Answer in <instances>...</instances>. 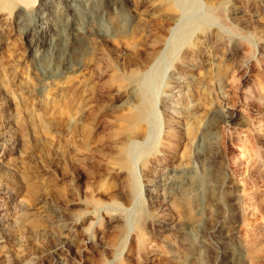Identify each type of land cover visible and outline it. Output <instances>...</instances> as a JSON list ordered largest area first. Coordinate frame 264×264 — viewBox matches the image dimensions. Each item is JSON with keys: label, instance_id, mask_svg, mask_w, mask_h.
Instances as JSON below:
<instances>
[{"label": "rangeland", "instance_id": "1", "mask_svg": "<svg viewBox=\"0 0 264 264\" xmlns=\"http://www.w3.org/2000/svg\"><path fill=\"white\" fill-rule=\"evenodd\" d=\"M129 7L134 17L93 44L83 72L55 84L36 80L18 37L0 47V141L10 139L0 142V264H176L178 239L149 221L146 188L178 153L189 155L188 135L203 132L206 140L215 129L244 150L239 157H251L238 176L223 162L218 179L228 173L250 189L248 235L264 240V152L249 148L236 120L225 121L234 114L264 121L253 101L264 86V0H129ZM7 33L0 23V42ZM197 102L199 126L182 129ZM142 104L148 115L137 122ZM223 191L229 226L235 214L230 189ZM201 237L191 233L189 241L198 246Z\"/></svg>", "mask_w": 264, "mask_h": 264}, {"label": "bare ground", "instance_id": "2", "mask_svg": "<svg viewBox=\"0 0 264 264\" xmlns=\"http://www.w3.org/2000/svg\"><path fill=\"white\" fill-rule=\"evenodd\" d=\"M134 15V11L129 7V0H0V23L4 30H7L8 33L6 35L9 34L0 42V47H8L11 43V36L18 37L24 45V55L36 80L42 85H51L61 81V79L63 80L64 77L70 75L76 76L77 73L83 72V55L92 48L96 41L101 39L109 41V38L119 31L125 23L130 22V18H133ZM220 18L223 19V17ZM142 34L144 35V33ZM136 36L137 35H135V37ZM119 37L116 38L119 39ZM122 37L123 36H121L120 39H122ZM111 40L113 42V39ZM116 42L117 41L113 43L115 44ZM123 43H125L124 40ZM250 53V51L246 52L245 56L249 57ZM215 66H217L216 63ZM213 70L215 71V69ZM41 90L42 89H40V91ZM249 97V95L245 94L246 99ZM253 101L254 104H258L264 108V86L258 84V89L255 91ZM200 112H202L201 106L197 102L194 109L188 113V118L184 119L186 121L183 123L182 129L187 130L192 125L195 128L199 126ZM147 115L148 107L142 104L138 109L136 121L142 122L146 119ZM234 115L225 116V121H229L230 119L236 120L241 132L244 134V138L248 142L246 143L251 145L249 148H253L254 151L256 148H259L260 151L264 152V121L260 119L258 121L252 120L243 114L238 117ZM16 120H18V117H16ZM232 123L234 124V122ZM216 132V129L213 131L209 130V132H207L209 136H206V140V134L203 132H200L199 135H195V132H193L192 135L190 134V136L188 135L186 138V146H188L189 152H187L189 155H183L182 153L179 155L178 153L176 162L171 165L170 168L159 170L157 178L155 177L146 188L147 193L150 195V212L148 217L152 218H150L149 221L152 222V225H156L160 228L161 231L170 232L178 239V246L181 252L171 253L168 250L169 253H171L170 260H172V263L201 264V260L205 259V264H263L264 255L262 257L263 260L257 259V255L259 252H262L261 246L264 240L259 241V237L258 240L250 236L251 234L248 235L247 231L248 226L253 222H250V217L246 209V196L250 189L246 191L248 188L245 187L243 180L234 179V177L230 179V176L227 177L228 173L232 176L240 175L241 167L243 165H250L251 157L249 153L244 157H239L238 153L240 149L238 150L233 146V141L231 139H222ZM0 142L5 145L10 143V139H2ZM19 145L24 147L22 140L19 141ZM249 148L246 147L245 149L249 151ZM242 151L244 152V150H240V153ZM123 153V160H125V165L128 166V148H126ZM258 156L256 157L257 159L259 158ZM253 158L254 156L252 157L254 162ZM223 162L224 169L227 170L228 173L225 179L219 181L218 178ZM2 165L3 163L1 161L0 167L4 168ZM225 186L230 189L231 205L235 214L233 223H230L229 226L226 224L228 220L226 222L225 213L220 207L221 194L222 192L224 193L223 190ZM262 199L264 201V197ZM256 201H258L257 198ZM252 202L254 203L255 200ZM256 217L259 218L258 216ZM253 220L255 221V219ZM262 220L264 221V218ZM114 221L115 220H113V222ZM112 226L118 227L116 222H114ZM118 229L119 237L123 238L126 235L124 228L118 227ZM191 233H193V237L194 234H202L198 246H195L194 243L189 241ZM255 235L257 236V233ZM196 239L197 238L194 240ZM200 250L203 252V258L202 255H200ZM170 263L171 262H169V264Z\"/></svg>", "mask_w": 264, "mask_h": 264}]
</instances>
